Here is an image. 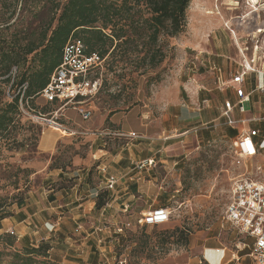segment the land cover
<instances>
[{
  "label": "rangeland",
  "instance_id": "obj_1",
  "mask_svg": "<svg viewBox=\"0 0 264 264\" xmlns=\"http://www.w3.org/2000/svg\"><path fill=\"white\" fill-rule=\"evenodd\" d=\"M13 1L19 3L20 0H0V19L6 18L7 5ZM33 1L39 7L45 2L44 0ZM139 11L143 14V18L148 17L143 7ZM43 13L44 11L35 19L28 17L23 23L31 22L32 27H35L40 19L44 18ZM18 14L17 10L16 17ZM20 19L21 15L17 22ZM202 36L215 38L223 49L229 50L228 53L234 55L232 75L238 68L237 64L241 62L242 55L250 60L253 67L258 68L264 61V0H190L186 12V24L181 32V60L177 56L176 46L172 45V41L166 35H160L155 48L149 50L148 34L146 32L137 34L131 31L127 35V41L116 42L117 48L105 56L101 91L104 96L111 97L114 92L120 90L122 96L126 94L122 99L126 102L131 92L139 93V99L144 101L145 98L149 99L153 94H158L163 83L171 84L175 80L180 62L181 81L192 78L193 75L199 76L201 72H197L198 64H195L197 68L191 65L189 70V63L196 54V51L192 50V45L194 41H197L196 37ZM185 41L188 42L186 46L182 43ZM153 50H158L156 60H160L154 67L150 62ZM182 54H186V58L190 61H184ZM195 62L193 60V64ZM255 85L256 79L248 78L246 88L250 90ZM94 100L95 98L89 102ZM40 101L43 104L45 102L42 98ZM40 106H35L36 112L31 114L47 113L54 109L49 104ZM75 109L79 112L78 108ZM244 109V118L251 117L257 120L250 123L249 127L261 129L264 124V94H255L251 97L250 103L244 104ZM236 114L237 120L241 114ZM22 115L21 126L23 124L24 126L16 127L14 134L0 140V216L24 209L35 198L34 193L41 191L44 187L43 182L49 172L59 170L61 167H64L62 170L69 168L73 157L82 155L86 151L83 143L77 142L74 147L73 144L63 141L57 145L52 154L40 153L37 149L39 140L37 131L34 128H27L35 126L42 129L46 128L47 124ZM45 118L48 120L50 116L46 115ZM56 122L62 124L60 120ZM222 122L220 121L216 128L200 126L181 138V145H183L181 156L178 159L175 158V161L179 163L171 167L173 175L168 179L162 181L159 176L154 184V197H144V195L141 197V193H136L135 188L133 193L136 194L132 202L137 201L138 207L133 211L127 209L120 215L121 213L109 212L105 207V211L99 217L100 228L105 230L106 236H111L108 237L109 240L116 239H111L110 243L108 239L104 240L105 247L112 248L111 253H103L106 254V260L101 258L102 260L98 262V257H95L94 261L87 264H119V262L194 264L199 253L192 246L200 245V236H220L229 246H232V238H242L243 241L249 239L230 224L224 223L223 218L233 180L242 175L256 179L264 175V150L256 158L247 161V172L243 167H237L234 162V141L242 127L231 129ZM261 131L264 129L262 128ZM58 133L62 132L58 131ZM257 168L263 170L261 175ZM162 171L163 169L159 171V175ZM107 192H105L106 195ZM156 208H165L170 212L167 223L154 227L138 224V220ZM48 216L50 219L55 217L54 214ZM126 224L130 226L123 233L113 235V229L115 231L117 227L125 228ZM35 227L31 225L30 230H27L29 235L25 236L20 235L16 230H12L13 234L0 231V235L8 234L14 239L13 247L6 251L19 250L20 246H37L40 242L55 246V240L51 237L53 228L39 225ZM174 228L190 230L188 246L159 245V239L164 232ZM64 233L70 240L62 239L61 241L64 240L66 243L58 242L59 246L53 247L54 251L49 252L51 259L58 264H85L83 259L87 258L90 249L83 253L76 251V246L69 245L74 238H77L73 235V229ZM120 235L123 236V242L116 237ZM114 242H118L115 248L112 247ZM135 249L137 251L133 252ZM77 255L80 257L76 259ZM111 255L114 258H111ZM82 257L83 259H80ZM9 260L8 257H3L2 263L7 264Z\"/></svg>",
  "mask_w": 264,
  "mask_h": 264
},
{
  "label": "crops",
  "instance_id": "obj_2",
  "mask_svg": "<svg viewBox=\"0 0 264 264\" xmlns=\"http://www.w3.org/2000/svg\"><path fill=\"white\" fill-rule=\"evenodd\" d=\"M196 39L192 45L196 54L189 63V70L191 65L197 68L195 64H198L197 72L201 74L181 81L180 62L175 80L171 84L163 83L160 92L149 99L145 98L143 101L139 99V93L131 92L126 102L122 100L126 94L122 96L120 90L111 97L104 96L103 91H100L93 102L79 107L82 111L89 110L88 120H83L76 109H65L54 115L58 105L49 104L54 109L41 115L60 120L63 130L58 133L48 124L46 128H42L38 151L52 154L63 141L74 147L77 142L83 143L86 151L82 155H75L71 168L64 172L60 169L49 172L43 182L44 187L34 193L35 198L29 205L0 221V231L8 233L16 230L25 236L29 235L27 230H30L31 225L53 228L51 237L55 240V246L50 244V251H54L62 239L70 240L64 232L73 229V235L77 238L71 241L70 247L76 246V251L81 253L90 249L86 259L80 258L85 264L94 261L95 257H98L99 262L106 256L103 253H111L112 248L105 247L104 242L111 236H106L105 230L99 225V217L105 207L109 212L122 215L126 208L133 211L138 207L137 201L132 202L136 193H141V197H154V184L159 176L162 181L168 179L173 175L171 167L179 163L175 158L181 156V138L200 126L217 127L220 121L225 125V120L220 117L223 104L225 101H235L230 85L234 55L223 49L215 38L202 36ZM170 40L176 46L177 56L181 60V36ZM182 43L184 46L188 45L186 41ZM182 55L184 61H190L186 54ZM193 60L196 61L194 64ZM248 78L256 79L254 74ZM246 87L245 85V91L252 93L251 97L258 94L252 92L254 88L248 90ZM34 104L48 105L46 102L43 104L40 97L35 99ZM236 115L235 112L234 119ZM244 116L245 114L235 119L237 125L231 129H238L240 121L249 119ZM131 134L135 137H129ZM238 136L235 137V144ZM145 161H152L154 166L137 170L136 165ZM246 164L247 162L242 167L247 172ZM161 169L163 171L159 175ZM109 177L116 179V185L113 191L107 192L104 206L97 209V198L99 194L106 192L104 187ZM135 188L137 191L133 193ZM52 214L55 217L50 219L48 215ZM116 230H112L113 235L120 234ZM116 237L123 242V236ZM199 238L200 245L192 246L199 253L194 264H251L250 238L244 241L242 238H232V246L220 236ZM64 240L61 242L66 243ZM110 240L108 239V243ZM117 243L114 242L112 247L115 248ZM93 254L96 256H91ZM79 257L75 256L76 259ZM111 258L114 256L111 255Z\"/></svg>",
  "mask_w": 264,
  "mask_h": 264
},
{
  "label": "trees",
  "instance_id": "obj_3",
  "mask_svg": "<svg viewBox=\"0 0 264 264\" xmlns=\"http://www.w3.org/2000/svg\"><path fill=\"white\" fill-rule=\"evenodd\" d=\"M44 1L40 7L33 0L10 2L6 18L0 19V140L14 134L15 128L21 126V108L36 112L34 101L59 65L63 47L69 40H81L86 54L96 53L105 59L108 52L117 48L116 42L127 41L131 31L146 32L148 48L154 49L160 35L168 39L181 36L190 4V0ZM142 7L147 18L139 11ZM17 10L18 17L21 15L19 22ZM42 11L44 18L37 26L23 23L28 17L37 18ZM157 51L153 50L150 57L153 67L160 61L156 60ZM29 128H34L40 136L41 128ZM59 169L64 172L68 168ZM105 200L106 193L99 194L96 208H102ZM10 215H1L0 221ZM190 236V230H166L159 245L186 247ZM13 243L14 239L8 234L0 235V264L3 257L10 259L7 264H58L50 259L49 243L17 246L19 250L6 251Z\"/></svg>",
  "mask_w": 264,
  "mask_h": 264
},
{
  "label": "built area",
  "instance_id": "obj_4",
  "mask_svg": "<svg viewBox=\"0 0 264 264\" xmlns=\"http://www.w3.org/2000/svg\"><path fill=\"white\" fill-rule=\"evenodd\" d=\"M242 55V54H241ZM105 59L96 53L86 54L83 43L79 39L69 40L62 50L61 61L51 74L45 88L39 93L48 104L58 105L54 115L69 107L78 108L83 120L90 117L89 110L82 111L79 107L86 105L97 97L102 88V74L104 72ZM254 74L257 79L252 92L264 94V61L258 68L251 65L243 55L238 70L230 79L235 101H225L220 117L225 120V125L233 128L237 121L233 118L234 113L245 114L244 104L250 103L252 93L245 91L246 80L249 75ZM74 108V109H75ZM21 112L36 122L53 126L57 131H62V125L56 119H46L45 116L34 114L31 109L21 108ZM257 122L256 119L240 121L242 130L236 138L235 165L242 167L245 162L260 155L264 150V124L261 129L247 127L248 124ZM216 128L211 125V128ZM248 128L247 130L245 128ZM129 137H135L131 134ZM152 161L141 162L136 165L137 170L145 167H153ZM263 173V170L257 168ZM116 179L109 177L105 182L104 189L113 191ZM128 208L125 209V212ZM170 212L165 208H156L147 216L138 220L141 226H159L169 221ZM224 222L239 230L252 240L250 247L251 264H264V175L261 178H250L244 175L238 176L232 182L229 202L226 207ZM130 225L119 227L117 233L123 231ZM13 234V232H9ZM119 264H125L119 262Z\"/></svg>",
  "mask_w": 264,
  "mask_h": 264
}]
</instances>
